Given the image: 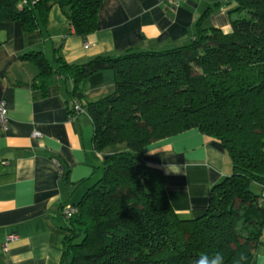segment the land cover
<instances>
[{"label": "trees", "instance_id": "1", "mask_svg": "<svg viewBox=\"0 0 264 264\" xmlns=\"http://www.w3.org/2000/svg\"><path fill=\"white\" fill-rule=\"evenodd\" d=\"M104 0H0V34L11 23L25 33L45 27L57 6L75 36L85 40L97 28ZM229 34L196 21L192 40L157 52L127 51L52 67L39 53L22 57L38 70L40 87L53 73L71 82L68 117L77 103L93 126L102 176L62 220L59 264H194L202 254L223 256V264H251L264 226V0H228ZM233 14V16H232ZM110 71L115 91L87 103L92 75ZM197 129L219 142L231 175L209 192L205 212L183 220L169 205L161 171L145 166L149 144ZM260 187L258 194L251 186Z\"/></svg>", "mask_w": 264, "mask_h": 264}, {"label": "crops", "instance_id": "2", "mask_svg": "<svg viewBox=\"0 0 264 264\" xmlns=\"http://www.w3.org/2000/svg\"><path fill=\"white\" fill-rule=\"evenodd\" d=\"M206 10L211 13L203 28L231 32V17L220 0H104L97 28L85 40L75 36L57 6L39 30L25 33L19 23H11L0 34V101L8 118L6 129H0V264H59L62 207L76 204L100 179L103 155L127 150L121 144L96 153L87 113L68 117L71 82L53 73L40 87L37 68L22 57L39 53L55 67L56 57L70 65L130 50L183 46L192 40L194 25ZM114 91L113 74L98 72L88 78L84 100L93 103ZM141 160L161 171L167 201L183 220L201 216L210 189L232 172L222 145L197 129L149 144ZM175 164L179 174L168 170ZM251 264H264V226Z\"/></svg>", "mask_w": 264, "mask_h": 264}, {"label": "built area", "instance_id": "3", "mask_svg": "<svg viewBox=\"0 0 264 264\" xmlns=\"http://www.w3.org/2000/svg\"><path fill=\"white\" fill-rule=\"evenodd\" d=\"M160 2H171V3H179L183 0H159ZM228 0H220V5L222 7H224V5H226V2ZM86 48V45H85ZM74 110L76 112L77 115L81 114L83 111L79 108V105L77 103L74 104ZM7 122H8V118H7V109L5 106V103L3 101H0V129L1 130H5L7 127ZM33 136L38 138L40 137L38 133H33ZM261 198L264 199V192H262L261 194ZM77 213V208L74 205H65L64 207H62L60 215L62 218L64 219H69L72 216H74Z\"/></svg>", "mask_w": 264, "mask_h": 264}, {"label": "clouds", "instance_id": "4", "mask_svg": "<svg viewBox=\"0 0 264 264\" xmlns=\"http://www.w3.org/2000/svg\"><path fill=\"white\" fill-rule=\"evenodd\" d=\"M168 170L172 173L179 174L180 167L178 165H168ZM194 264H223V256L221 253H216L214 257L210 258L206 254L197 257Z\"/></svg>", "mask_w": 264, "mask_h": 264}, {"label": "rangeland", "instance_id": "5", "mask_svg": "<svg viewBox=\"0 0 264 264\" xmlns=\"http://www.w3.org/2000/svg\"><path fill=\"white\" fill-rule=\"evenodd\" d=\"M223 9L225 10V12H227V15H228V14H230L229 12L232 11L233 6H232V5H224ZM232 16H233V14H232ZM253 190H254L253 192H254L255 194H258L259 191H260L259 188H258L257 186L254 187Z\"/></svg>", "mask_w": 264, "mask_h": 264}]
</instances>
